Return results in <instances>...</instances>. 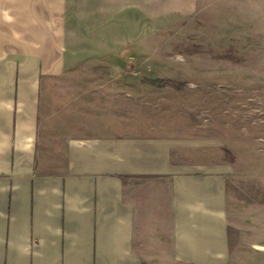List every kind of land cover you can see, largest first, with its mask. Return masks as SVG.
Instances as JSON below:
<instances>
[{
	"label": "crops",
	"instance_id": "obj_1",
	"mask_svg": "<svg viewBox=\"0 0 264 264\" xmlns=\"http://www.w3.org/2000/svg\"><path fill=\"white\" fill-rule=\"evenodd\" d=\"M71 6L0 0V264H232L230 154L150 133L125 73L77 68L135 42L75 37Z\"/></svg>",
	"mask_w": 264,
	"mask_h": 264
},
{
	"label": "rangeland",
	"instance_id": "obj_2",
	"mask_svg": "<svg viewBox=\"0 0 264 264\" xmlns=\"http://www.w3.org/2000/svg\"><path fill=\"white\" fill-rule=\"evenodd\" d=\"M71 19L89 43L134 40L113 66L89 53L77 68L125 73L120 85L146 106L147 131L230 154L232 264H264V0H72Z\"/></svg>",
	"mask_w": 264,
	"mask_h": 264
}]
</instances>
